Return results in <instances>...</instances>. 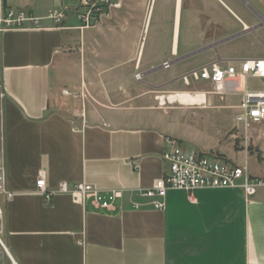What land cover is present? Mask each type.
<instances>
[{"label": "crops", "instance_id": "1", "mask_svg": "<svg viewBox=\"0 0 264 264\" xmlns=\"http://www.w3.org/2000/svg\"><path fill=\"white\" fill-rule=\"evenodd\" d=\"M113 1L121 8L98 29L79 31L69 16L62 28L42 20L40 27L0 31V164L14 193L0 202L11 261L264 264V189L251 198L241 189H199L193 201L170 190L162 210L138 194L166 173L165 140L184 146L176 136L177 112L201 107L178 92L188 87L178 85L188 69L197 61L264 58V0ZM77 4L0 0V14L26 9L43 18ZM94 47L97 59L103 54L111 63H104L98 81L90 78L98 104L85 107L82 120L68 110L73 100L62 91H82L89 79L86 55ZM245 51L252 57L239 58ZM40 176L48 191L84 183L122 197L113 211L62 193L45 202L36 191Z\"/></svg>", "mask_w": 264, "mask_h": 264}, {"label": "built area", "instance_id": "2", "mask_svg": "<svg viewBox=\"0 0 264 264\" xmlns=\"http://www.w3.org/2000/svg\"><path fill=\"white\" fill-rule=\"evenodd\" d=\"M121 8V3L113 0H78L72 8H57L50 10L45 17L39 18L30 14L26 9H7L0 14V31L7 29H30L41 26L42 20L49 21L52 26L62 28L69 16H74L78 22L76 29H98L104 21L111 19L113 11ZM168 65H163L166 68ZM139 79L140 76L136 75ZM257 80L260 88L248 89L247 82ZM186 86L191 82L209 84L212 95L223 99L232 93H240V102L231 107L236 110L231 129L232 138H237L240 132L245 134L252 127L264 126V58L243 59L226 64L211 63L195 69L182 77ZM62 95L67 98L80 100V107L74 110L75 117L85 118L84 91L71 92L63 90ZM169 146L162 154L167 166L166 173L157 179L152 187L138 191L142 197L152 199L153 207L157 210L164 208L166 194L170 190L185 191L190 201L193 192L199 189H241L246 198H251L264 189V174L255 175L250 171L247 156L242 163H231L216 155L186 152L174 139H166ZM36 191L48 202L54 193L69 195L75 203L84 204L90 201L95 208L113 211L116 200L121 199L120 191L102 193L91 185L79 183L68 185L59 184L55 192L46 189L42 176L36 181ZM14 193L6 187V176L3 164H0V198L10 201ZM134 209L139 205L133 204ZM3 232V209L0 202V248L11 260L9 253L1 239ZM13 263V261H11Z\"/></svg>", "mask_w": 264, "mask_h": 264}, {"label": "rangeland", "instance_id": "3", "mask_svg": "<svg viewBox=\"0 0 264 264\" xmlns=\"http://www.w3.org/2000/svg\"><path fill=\"white\" fill-rule=\"evenodd\" d=\"M157 8L158 3L156 5V11ZM242 46L250 45L244 44ZM255 48V46H252L249 49L252 50ZM247 51L243 52L244 54L239 58H251V55H247ZM96 53L97 47L88 48L86 55L85 72L89 79L86 85H81L82 91L87 94V99L85 100L86 108L98 104L96 95L91 91L94 89L93 85L90 88L88 84L90 78L93 76L94 82L98 81L96 77L97 73L103 68L104 63L110 62V60L104 61L105 57L103 54L97 59ZM203 65H205L204 62L197 61L187 72L198 69ZM79 71L80 67L77 66L75 74L79 75ZM178 85L181 88H185L182 80L178 81ZM247 87L248 89H258L260 88V82L257 80H249ZM75 92L80 91L75 90ZM178 92H186L185 95L192 98V104L201 105V107H195V110H182L176 114L177 121H181L182 123L179 126V132L176 136L185 140L183 148L186 152L216 155L225 161L238 164L242 163L245 156H247L249 168L253 174L260 175L264 172V126L252 127L247 134L240 132L236 139L231 137L233 134L231 132V124L236 110L230 108V106L236 105L240 100V93H232L220 99V97L211 94L212 87L209 84L200 82H191L189 87ZM188 92L194 93L197 96L190 95ZM162 96L166 95H157V97ZM60 100L62 99L60 98ZM71 100H73L72 104H68L67 107L72 112L78 108L76 106L80 105V100L72 98ZM172 105L179 106L177 103H173ZM215 106L222 107L214 108ZM201 108L207 109L201 110ZM218 132H225V134L218 139ZM0 264H13L2 248H0Z\"/></svg>", "mask_w": 264, "mask_h": 264}, {"label": "water", "instance_id": "4", "mask_svg": "<svg viewBox=\"0 0 264 264\" xmlns=\"http://www.w3.org/2000/svg\"><path fill=\"white\" fill-rule=\"evenodd\" d=\"M224 42H226V41H224ZM224 42H222V43H224ZM199 53V52H198ZM195 54V53H194ZM157 70H155V71H153V72H156ZM14 264V263H13Z\"/></svg>", "mask_w": 264, "mask_h": 264}]
</instances>
